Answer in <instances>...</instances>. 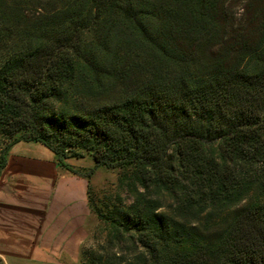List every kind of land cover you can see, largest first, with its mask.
Listing matches in <instances>:
<instances>
[{
    "label": "trees",
    "instance_id": "trees-1",
    "mask_svg": "<svg viewBox=\"0 0 264 264\" xmlns=\"http://www.w3.org/2000/svg\"><path fill=\"white\" fill-rule=\"evenodd\" d=\"M44 1L0 0V175L19 141L119 171L81 264H264V0Z\"/></svg>",
    "mask_w": 264,
    "mask_h": 264
},
{
    "label": "crops",
    "instance_id": "crops-1",
    "mask_svg": "<svg viewBox=\"0 0 264 264\" xmlns=\"http://www.w3.org/2000/svg\"><path fill=\"white\" fill-rule=\"evenodd\" d=\"M39 142L16 143L0 175V258L6 264L76 261L90 237L83 177ZM68 161H73L70 159Z\"/></svg>",
    "mask_w": 264,
    "mask_h": 264
},
{
    "label": "rangeland",
    "instance_id": "rangeland-1",
    "mask_svg": "<svg viewBox=\"0 0 264 264\" xmlns=\"http://www.w3.org/2000/svg\"><path fill=\"white\" fill-rule=\"evenodd\" d=\"M22 1L24 2V7L27 14L29 15L28 18H32L37 14L39 6L47 9L52 4L51 2L48 3V1L44 0ZM247 2V0H227L226 6L228 8V11H230V13H233L235 17L237 15L240 21V18L242 17L240 16V14L242 13V9L246 6ZM15 144L12 146V148L15 146ZM82 154L83 155L80 157H71L70 159H73V161H67V163L70 164V166L73 167L76 171H78L79 174L77 173V175L85 178L88 184L87 195L90 207L92 209V229L90 232L89 240L82 248V250H84L91 247L96 248L99 245L104 244L105 246H107L108 243H106V237L108 236L109 227L106 222L105 213H107V210L110 209V207L113 205H129L132 201V194L126 191L124 187H121V184L119 183L120 173L118 170H115V168L94 167L91 155L87 154L85 151L82 152ZM71 172L75 173L74 171ZM115 244L116 243L113 244V250L118 251L119 246L123 245L124 247L125 243L121 242L119 243V245ZM0 264H6L5 260L0 258ZM65 264H81V252L79 258H77L76 261L74 260L65 262Z\"/></svg>",
    "mask_w": 264,
    "mask_h": 264
}]
</instances>
